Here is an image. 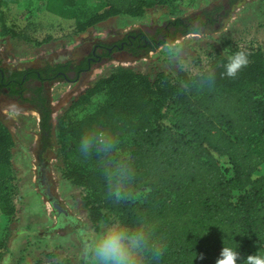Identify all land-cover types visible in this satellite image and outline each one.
<instances>
[{
    "label": "trees",
    "instance_id": "obj_1",
    "mask_svg": "<svg viewBox=\"0 0 264 264\" xmlns=\"http://www.w3.org/2000/svg\"><path fill=\"white\" fill-rule=\"evenodd\" d=\"M176 2L180 0H42L41 8L26 17L0 3V34L40 47L83 34L110 18L137 19ZM223 9L169 20L153 35L128 32L123 40L131 42L133 56H145L179 36L215 25ZM237 50L241 48L229 49ZM243 50L249 64L234 78L221 75L224 56L218 50L195 74L158 71L150 76L117 66L85 88L54 127L51 109L45 106L41 112L40 149L50 146L53 135L61 175L81 190L91 224L112 217L128 224L144 219L163 239L162 255L145 264H215L223 246L240 253L237 264H245L248 255H264V172L253 177L264 167V51ZM208 72L214 75L210 86L200 82ZM182 82L189 87L182 88ZM89 129L111 132L115 151L82 154L79 138ZM13 146L10 130L0 122V215L7 220L15 215L18 194ZM221 158L226 167L219 164ZM110 160L127 163L132 173L131 195L120 201L106 186ZM2 257L0 250V262Z\"/></svg>",
    "mask_w": 264,
    "mask_h": 264
},
{
    "label": "rangeland",
    "instance_id": "obj_2",
    "mask_svg": "<svg viewBox=\"0 0 264 264\" xmlns=\"http://www.w3.org/2000/svg\"><path fill=\"white\" fill-rule=\"evenodd\" d=\"M41 1L6 3L0 0V3L12 13L26 17L41 8ZM222 6L226 7L220 11L215 25L179 36L173 43L163 44L145 56L127 57L115 53L107 63L93 66L88 78L82 82L54 80L50 90V123L54 127L71 102L95 79L114 67L131 68L150 76L158 71L171 75L179 71L195 74L206 65L214 50L223 53L225 49L239 47L264 51V0H180L172 6L148 10L141 18H110L83 34L53 40L40 47L0 34V57L17 63L31 57L32 61L49 58L55 63L71 57L80 58L89 52L93 41L107 38L109 42L117 43L128 32L138 30L149 34L169 20L188 18L202 10L216 12ZM4 110L0 112V122L13 136L11 163L18 194L13 218L7 220L0 215V241L4 240L0 264H52L64 260L83 264L80 256L82 238L86 234H97L99 227L91 224L82 207L81 190L62 177V164L57 157L53 135L50 146L42 151L35 116L18 107ZM219 164L226 167V159L221 158ZM263 172L264 167H259L253 177ZM55 204L59 211L53 207Z\"/></svg>",
    "mask_w": 264,
    "mask_h": 264
},
{
    "label": "clouds",
    "instance_id": "obj_3",
    "mask_svg": "<svg viewBox=\"0 0 264 264\" xmlns=\"http://www.w3.org/2000/svg\"><path fill=\"white\" fill-rule=\"evenodd\" d=\"M222 54V76L234 78L249 64L248 55L243 49H225ZM213 80L212 72L200 77V82L209 86ZM181 87L187 88L189 84L182 82ZM116 144L117 140L111 132L89 129L81 134L78 148L85 155L93 151L108 155L115 151ZM104 176L109 194L115 201L131 195L129 181L132 173L127 163L108 161ZM98 227L97 234H86L82 238L80 256L83 264H145L146 260L156 261L162 255L163 239L155 237L153 227L144 219L128 224L118 217H112L99 220ZM239 259L240 253L236 249L223 246L215 264H237ZM245 264H264V255H248Z\"/></svg>",
    "mask_w": 264,
    "mask_h": 264
},
{
    "label": "flooded vegetation",
    "instance_id": "obj_4",
    "mask_svg": "<svg viewBox=\"0 0 264 264\" xmlns=\"http://www.w3.org/2000/svg\"><path fill=\"white\" fill-rule=\"evenodd\" d=\"M154 33L155 31L149 34ZM130 44L131 42L123 39L111 43L104 38L93 41L85 56L71 57L56 63L49 58L43 61L34 59V62L31 57L17 63L13 59L0 57V112H5L4 109L10 107L25 109L35 116L39 125L44 107L51 109L50 90L54 80L82 82L88 78L93 66L107 63L115 53L134 57Z\"/></svg>",
    "mask_w": 264,
    "mask_h": 264
},
{
    "label": "water",
    "instance_id": "obj_5",
    "mask_svg": "<svg viewBox=\"0 0 264 264\" xmlns=\"http://www.w3.org/2000/svg\"><path fill=\"white\" fill-rule=\"evenodd\" d=\"M53 207L59 211V208H58V206H56V204L53 205Z\"/></svg>",
    "mask_w": 264,
    "mask_h": 264
},
{
    "label": "built area",
    "instance_id": "obj_6",
    "mask_svg": "<svg viewBox=\"0 0 264 264\" xmlns=\"http://www.w3.org/2000/svg\"><path fill=\"white\" fill-rule=\"evenodd\" d=\"M16 201V200H15Z\"/></svg>",
    "mask_w": 264,
    "mask_h": 264
}]
</instances>
